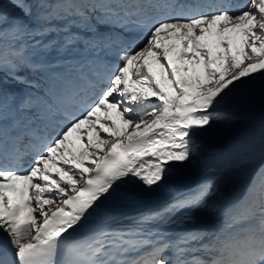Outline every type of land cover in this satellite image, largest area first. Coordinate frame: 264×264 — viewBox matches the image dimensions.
I'll return each instance as SVG.
<instances>
[{
    "label": "snow or ice",
    "instance_id": "1",
    "mask_svg": "<svg viewBox=\"0 0 264 264\" xmlns=\"http://www.w3.org/2000/svg\"><path fill=\"white\" fill-rule=\"evenodd\" d=\"M257 98L264 0H0V264H264V164L180 183Z\"/></svg>",
    "mask_w": 264,
    "mask_h": 264
},
{
    "label": "rangeland",
    "instance_id": "2",
    "mask_svg": "<svg viewBox=\"0 0 264 264\" xmlns=\"http://www.w3.org/2000/svg\"><path fill=\"white\" fill-rule=\"evenodd\" d=\"M28 74V73H21ZM264 110V101L257 98L256 103L251 106H242L237 110ZM223 111L224 109H220ZM235 119L229 123L223 124L210 138L205 140V147L202 150V156L197 159L195 166L190 167L187 171L180 173V183L183 188H194L201 180L217 177L216 184L219 187V192L210 200L219 202L220 195L230 197L238 190L248 179L245 173L257 169L261 164H264V159H257L253 163L242 164L241 159L247 155L244 151L247 144L248 135L251 129L246 128L241 115H235ZM209 159L219 161V167L223 168V173L216 172L201 175L202 165L200 159ZM164 192V191H163ZM170 199V198H168ZM201 218L207 217L209 225L215 223V215L207 213H197Z\"/></svg>",
    "mask_w": 264,
    "mask_h": 264
},
{
    "label": "bare ground",
    "instance_id": "3",
    "mask_svg": "<svg viewBox=\"0 0 264 264\" xmlns=\"http://www.w3.org/2000/svg\"><path fill=\"white\" fill-rule=\"evenodd\" d=\"M88 35H90V33H87ZM55 54V52H52V53H50L49 54V59H51V58H53V55ZM58 54V53H57ZM229 111H237V110H230V109H228ZM245 111H247V110H241V111H239V112H245ZM170 196H171V194L170 193H168L167 191H164V192H161V193H159V195H158V197H156V198H154L153 199V201H155V200H157V199H159V198H164V199H166V198H170ZM152 201V202H153Z\"/></svg>",
    "mask_w": 264,
    "mask_h": 264
}]
</instances>
